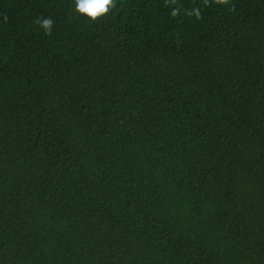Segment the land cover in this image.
<instances>
[{"label":"trees","instance_id":"1","mask_svg":"<svg viewBox=\"0 0 264 264\" xmlns=\"http://www.w3.org/2000/svg\"><path fill=\"white\" fill-rule=\"evenodd\" d=\"M178 3L0 0V264H264V0Z\"/></svg>","mask_w":264,"mask_h":264},{"label":"clouds","instance_id":"2","mask_svg":"<svg viewBox=\"0 0 264 264\" xmlns=\"http://www.w3.org/2000/svg\"><path fill=\"white\" fill-rule=\"evenodd\" d=\"M230 0H201L202 6H194L191 9H184L183 14L186 17L194 18L200 21L204 18L203 9L211 7L213 4L227 6ZM74 10L77 14L84 17L90 24L102 20L114 8H116V0H73ZM165 5L172 8V17H177L181 14L182 6L178 0H165ZM235 6L232 5L229 10L234 11ZM4 23H7L8 16L4 14L2 17ZM34 24L39 26L44 35L51 36L53 32L54 21L51 17H37Z\"/></svg>","mask_w":264,"mask_h":264}]
</instances>
